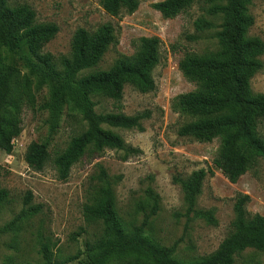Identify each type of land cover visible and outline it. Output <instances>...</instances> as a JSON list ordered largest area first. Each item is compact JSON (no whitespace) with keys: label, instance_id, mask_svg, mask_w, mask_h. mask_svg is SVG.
<instances>
[{"label":"rangeland","instance_id":"374dc122","mask_svg":"<svg viewBox=\"0 0 264 264\" xmlns=\"http://www.w3.org/2000/svg\"><path fill=\"white\" fill-rule=\"evenodd\" d=\"M7 1L13 6L27 4L36 11L39 23L59 26L57 36L43 47V52L53 55L57 62L70 56L77 29L94 32L105 23L115 27L118 44L110 47L98 70L112 68L120 56H133L143 37L160 39L161 61L152 73L157 83L155 92L145 94L126 86L119 103L95 98L99 113H149L150 117L142 121L144 130L105 125L122 137L123 147L102 151L89 148L73 165L67 180H61L55 160L73 137L86 130V122L67 107L57 132L50 134L47 112L41 109L47 89H26L28 96L19 111L22 132L14 139L12 153L0 149V165L5 168L0 189L9 192V200L0 206V264H42L44 244L60 264H87V243L100 239L104 229L88 208L99 201L106 181L114 191L118 216L127 229L141 226L151 213L154 201L148 191L158 195L159 208L145 227V235L160 245L175 246V257L182 261L212 254L234 231V206L240 195L251 198L248 213L264 216L263 160L233 184L214 165L222 149L221 138L203 142L179 134L181 127L193 119L176 106V99L198 88L195 81L184 76L180 63L187 56L219 50L216 33L222 19L209 16L207 5L199 2L177 17L164 18L153 7L164 0H138L137 11L123 10L114 17L104 10L102 0ZM249 9L254 18L250 35L264 42V0H253ZM200 18L213 21L217 28L198 31L195 22ZM19 72L22 78L26 70L19 66ZM251 87L254 93L264 94V68L251 80ZM261 132L264 136V124ZM45 141L50 144V156L44 168L37 171L29 167L26 153L31 144ZM202 168L213 174L204 182L197 208L211 212L213 223L187 214L184 193L174 180ZM29 193L31 201L26 204ZM235 264H264V253L247 249L236 256Z\"/></svg>","mask_w":264,"mask_h":264},{"label":"trees","instance_id":"16d2710c","mask_svg":"<svg viewBox=\"0 0 264 264\" xmlns=\"http://www.w3.org/2000/svg\"><path fill=\"white\" fill-rule=\"evenodd\" d=\"M253 0H164L153 5L164 18L177 17L196 3L207 5L209 16L222 19L216 33L219 50L204 56H187L180 63L184 76L195 81V91L182 94L176 106L193 120L181 127L179 134L198 141L222 140V149L214 160L227 179L236 184L253 165L264 161V94H256L251 80L264 68V42L250 35L254 18L250 13ZM104 10L117 17L125 10L134 13L138 0H102ZM198 31H211L217 24L206 18L195 22ZM60 28L56 23H39L36 11L27 4L10 5L0 0V149L12 153L14 139L22 132L19 111L28 96L26 89H47L41 109L47 112L49 133L55 134L67 107L78 113L86 130L73 137L67 150L58 156L55 165L61 180H67L71 168L89 148L98 151L119 149L124 141L118 134L104 128L144 130L142 121L149 113L129 116L122 112L99 113L96 97L119 103L126 86L141 93L157 90L153 70L160 64L161 41L143 37L137 52L120 56L108 70H98L110 47L118 44V35L111 23L90 32L79 28L72 39L70 56L57 62L43 52ZM194 39L195 37H190ZM19 66L26 70L20 78ZM116 108H119L118 106ZM49 142L31 144L26 162L41 171L49 159ZM5 168L0 165V175ZM212 171L202 168L190 176L175 177L184 193L187 214L215 222L211 212L199 210L197 201L204 182ZM103 175L105 173L103 172ZM150 214L139 227L127 229L116 210L114 191L108 181L95 206L88 211L103 224V235L87 243V264H235L236 256L247 249L264 253V216L251 215L249 195H240L235 202L234 231L212 254L182 261L175 257L176 247L154 242L145 235V227L159 208V197L151 190ZM31 193L26 204L31 201ZM9 200V192L0 189V206ZM42 264H60L48 245L42 246Z\"/></svg>","mask_w":264,"mask_h":264}]
</instances>
